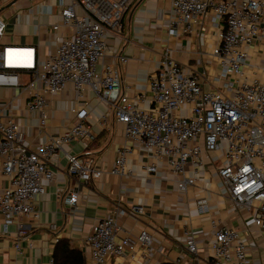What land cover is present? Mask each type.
<instances>
[{"label":"built area","instance_id":"2783aa9c","mask_svg":"<svg viewBox=\"0 0 264 264\" xmlns=\"http://www.w3.org/2000/svg\"><path fill=\"white\" fill-rule=\"evenodd\" d=\"M9 0H0L7 4ZM130 0H55L60 21L72 27L69 37L55 36V49L41 58L33 45L2 44L6 23L0 8V87H18L27 93L26 107L38 113L40 124L47 119L45 96L64 90L67 84L81 95L89 89L110 108L113 117L124 125L127 139L138 142L164 157L173 173L180 174L177 186L185 191L193 179L184 177L185 164L202 161V153L215 151L225 144L224 162L217 173L231 203L246 208L264 238V69H253L247 75L245 47L255 38L264 39V0H171L170 34L181 36L192 32L203 19L217 30V44L212 50L219 66L214 81L222 82L223 90L203 88L201 78L186 70L173 58L165 56L160 67L149 79L152 106L142 108L140 97L130 98L121 92L116 55L107 45L108 37L121 33L122 18ZM59 25L51 24L57 31ZM110 53L111 64L103 58ZM27 76L22 81V76ZM87 107L75 111V122L57 137H49L33 147L24 142V135L15 118L4 111L0 103V169L8 177V185L0 193V214L3 230L18 215H35L34 202L44 192L43 181L54 177L49 161L55 152L78 139H93L85 124ZM202 137V145L193 143ZM129 149L118 150L112 174L125 173V157ZM66 172L82 181L98 180L102 171L91 160L65 152ZM146 172L155 166L145 167ZM63 201L69 206L77 203V194L66 191ZM206 198L197 200L204 211ZM134 206L132 212L142 213ZM118 214L124 211H117ZM49 229H56L54 224ZM121 226L114 217L96 222L86 238L90 258L103 264L112 256L133 250L138 243L149 251L152 239L142 229L136 236L117 235ZM58 240V239H57ZM56 240V241H57ZM17 251L19 242H14ZM186 251L198 253L193 234L187 233ZM212 264H224L234 258L247 264L245 244L238 232L222 226L214 232L211 244ZM174 264H181L176 260Z\"/></svg>","mask_w":264,"mask_h":264},{"label":"crops","instance_id":"0c3cea01","mask_svg":"<svg viewBox=\"0 0 264 264\" xmlns=\"http://www.w3.org/2000/svg\"><path fill=\"white\" fill-rule=\"evenodd\" d=\"M122 18L119 36L108 37L107 45L126 61L116 62L121 92L130 98L140 97L142 108L152 106L149 79L160 67L165 56L173 58L186 70L201 78L203 88L223 90L222 82L214 81L219 66L212 50L216 46L217 30L203 19L201 25L181 36L170 34L171 0H130ZM17 0H9L3 13L6 23L2 44L33 45L41 58L50 55L56 46L55 36L69 37L72 27L60 21L55 0H42L36 7L20 10ZM4 7V8H5ZM59 25L57 31L51 24ZM249 78L253 69H264V39L255 38L245 47ZM110 53L103 58L111 64ZM28 77L22 76V81ZM47 119L40 124L39 114L26 107L27 93L18 87H0V103L12 115L24 135V142L33 147L49 137L61 135L75 122L74 114L87 107L85 124L93 139L70 142L51 157L54 170L50 181H43L44 192L34 202L35 215H18L3 230L0 214V264H51L52 251L59 238H66L79 248L85 264H95L90 258L86 241L93 225L106 217H114L121 226L117 238L136 236L145 229L152 239L149 251L136 243L133 250L112 256L103 264H212L211 244L217 228L227 226L238 232L245 244L247 264H264V238L246 208H237L228 198L217 173L224 162L225 144L215 151L203 152L202 161L185 164L183 176L193 179L185 191L179 190L180 174L173 173L164 157L125 136L124 125L115 120L109 107L100 102L89 89L79 95L71 84L64 90L45 96ZM202 145V137L193 143ZM129 149L125 157V173L112 174L118 150ZM65 152L91 160L102 171L98 180L82 181L66 172ZM154 165L155 171L145 167ZM8 185V177L0 169V193ZM77 194V203L69 206L63 201L66 191ZM206 198L204 211L197 208V200ZM141 207L140 215L132 212ZM124 211L118 214L117 211ZM54 224L56 229H49ZM193 234L198 253L186 251L187 233ZM19 242L20 250L14 247ZM224 264H238L232 258Z\"/></svg>","mask_w":264,"mask_h":264},{"label":"trees","instance_id":"16d2710c","mask_svg":"<svg viewBox=\"0 0 264 264\" xmlns=\"http://www.w3.org/2000/svg\"><path fill=\"white\" fill-rule=\"evenodd\" d=\"M51 264H85V258L79 248L73 247L66 238H59L52 251Z\"/></svg>","mask_w":264,"mask_h":264},{"label":"rangeland","instance_id":"374dc122","mask_svg":"<svg viewBox=\"0 0 264 264\" xmlns=\"http://www.w3.org/2000/svg\"><path fill=\"white\" fill-rule=\"evenodd\" d=\"M17 1H18V2H16L17 4H21L22 5V6H19L21 11H23L25 9H29V8H34V7H36V5L38 3L42 2V0H17ZM5 5L6 4L2 5L1 2H0V8L3 7V9L1 10V14L6 13L9 10V7H5Z\"/></svg>","mask_w":264,"mask_h":264}]
</instances>
